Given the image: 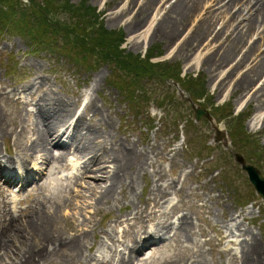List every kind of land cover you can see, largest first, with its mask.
I'll use <instances>...</instances> for the list:
<instances>
[{
    "label": "rangeland",
    "instance_id": "rangeland-1",
    "mask_svg": "<svg viewBox=\"0 0 264 264\" xmlns=\"http://www.w3.org/2000/svg\"><path fill=\"white\" fill-rule=\"evenodd\" d=\"M23 1L28 3V0ZM71 1L79 3L82 0ZM85 1L95 7L98 19L101 20L103 18L104 26L107 29L118 30L122 28L124 32L122 47H124L125 51L143 55L149 51L151 46L158 45L161 53L153 56L151 58L153 61L165 59L172 62L178 61L181 64L182 75L185 73L196 75L198 71L203 72L206 75V85L213 96L215 104L230 100L235 112L241 111L244 108L249 110V114L252 112L250 117L245 120V125L249 131L254 132L260 137V143L263 145L264 150V103L262 104L261 98L259 99L254 95L256 89L264 82V74L260 78L257 77L250 86L242 87L239 85L238 87L236 86L237 82L250 71V65L247 62V64L244 63L237 68L231 75L226 76L228 71L236 67L239 60L238 56L233 57L230 62L216 68L214 64L213 66L210 62L204 61L210 52L213 50L217 51L221 45L227 43L225 35L218 40H214L213 36L209 37V40L213 42L212 47L209 49L211 51L204 53L201 56L200 64L195 66L193 65L192 55L196 48L202 47V44L198 47L193 46L194 48H190L191 50L188 49V54L182 50H178V41L186 34V31L181 34L178 40H175V43L174 41L167 43V41L157 36L152 38L149 36L145 43L139 42L135 44L131 40L136 35L131 28H128L133 19H136L143 25L156 15L158 21L164 15L166 8L175 0L169 1L164 9H161V7L154 11L149 10L144 14L138 13L144 6L143 0L137 1L130 8L129 3L131 0ZM199 12L195 15L196 19H199L202 11ZM112 16L117 17V19H112ZM194 17L190 19L189 24L192 23ZM198 22L199 20L193 22L187 31V35L197 29ZM220 27L221 25H218L217 29ZM253 38L255 39V37ZM34 47L28 39L21 37L15 32L9 33L0 25V91L1 84L6 85L8 92L22 90L32 81V74L37 70L41 77L47 78L48 84L58 91L60 95L64 96L65 94L73 101H76L75 112L77 115L82 111L88 98L92 96L95 98L98 107L102 110L103 115L110 117L109 119L112 121L110 128L113 135L122 139L134 140L141 149H145L146 146L158 141L160 145L167 143L169 147H176L178 151L174 162L168 159L172 155L154 159V166L164 169L165 179L161 180L160 183L163 184L164 192L169 194L167 197L161 199V201L159 200L154 209L170 212L173 219L178 218L183 213H188L189 217L195 222L193 228V238L195 241L194 239L193 242L185 241L177 232L174 236L172 235L174 229H171V232H169L165 239L162 238V240H157L155 243L147 245L146 248H143L141 252L136 254L137 257L134 259V264H161L166 260L181 261V259H193L197 252L205 253L207 264H233L230 261V255H236L233 253L239 255L245 254L249 264H264V199L255 191L246 171L234 159L233 152L236 150L230 144V141L229 147H225L221 142L216 141L214 128L210 120L204 115L199 119L194 118L195 110L193 104L195 106L200 104L187 96L186 91L178 81L172 82L167 79L159 83V89H162L164 93L173 91L179 97L180 108L176 110V114L178 120L182 123L176 126L172 123L173 119L171 121L169 118L170 110H165L163 109L164 107L158 106L157 103L152 101L146 107L147 111L144 110L148 116L142 113L135 115L130 110L123 95L120 94L119 88L115 84L110 83V78L109 80L107 79L111 69L110 65L108 63L99 64V57L97 58L98 64L89 69L80 63L73 62L67 56ZM243 50H245L244 47ZM89 62L92 63V60ZM221 70L223 72L220 73ZM35 86H37V83L33 85V88H36ZM81 93L82 96L78 98L77 95ZM23 97L30 99L27 93H23ZM13 100L17 101L16 98ZM14 101L12 102V100L5 97L0 98V106H2V110L9 117L19 112L18 106ZM201 102L204 101L201 100ZM29 103L31 105L27 106V109L31 114L27 115L26 112H23L22 122L20 121L19 124L14 125L13 121L12 127V121L7 119L11 127L8 130L9 134H7L6 139H0L2 152H5V148L7 147L9 151H12H10L12 156H17L15 155L18 154L15 148L16 144L14 143L15 137L21 138L24 135L25 128L31 129L32 119L36 115L35 101L33 100V103ZM89 112L86 115L87 118H91L93 121L99 118L98 114H94L93 111ZM191 119L194 120V127H189V124L192 122ZM215 123L225 128L224 120L220 122L215 121ZM96 126L99 130L105 127L101 123H98ZM65 141L68 143L70 139ZM202 143L207 145V150L202 155L194 154L192 149ZM53 150L55 153L59 152L58 148L54 147ZM209 154L214 156L213 160L209 158L205 160L199 159L207 157ZM245 158L247 162H250L247 157ZM69 159L70 165L68 166H65L60 161L50 160L45 163L40 159L39 162L44 163V173L41 178L35 181V188L31 186L28 193L24 192L25 196L20 199L22 202L18 203L22 207L18 208V210L26 208L32 202V206H40L38 199H34L38 197L40 202L46 203L44 205L47 208H51L52 205L56 207L61 216L69 213L70 209L62 205L74 190L83 189L81 184H84L88 180V177H80L78 178V183L75 184L78 173L75 165L78 164L77 162L83 160L72 154H69ZM251 163L256 164L264 175V159L261 160V164ZM65 164L67 165V163ZM39 166H42V164H39ZM155 167L149 166V174L145 177H138L137 193L132 194L125 189V193L122 196L118 188L117 194L120 201L117 204L114 201H110L103 205L102 209L95 214L93 223L95 224L96 232H110L116 236V239L120 238V240L127 241L135 239L138 236V231L143 229V224L133 219L130 211L133 209L135 203L143 207L147 205L144 199L149 198V189L151 188L150 175ZM170 183H173L175 187H171ZM181 190H183L182 194H180ZM8 191L9 187H7ZM12 192H14L13 189ZM22 195L18 194V196ZM30 197L31 199L33 198L32 202ZM218 197L220 199L218 202H215V199ZM244 198H249L250 202L245 205L240 203L239 200ZM11 199L12 196L8 198L0 196V208L4 205V201H7L11 205ZM203 204H205V207H203ZM152 205L154 204L152 203L149 206L151 210ZM118 217H121L123 221L121 224L116 223ZM226 218L232 221L233 218H236L242 229H247L257 237L258 244L257 247L252 248L253 254L251 253V249L249 250L245 247L247 243L244 240L239 245L237 240L233 239L237 238L236 236L226 237L222 240L219 247L209 240L212 238L214 241H217L222 235H228L223 222ZM152 222L157 224L158 221ZM145 223L148 227L151 226L149 217H146ZM61 225L63 223L59 224V226ZM125 229L128 230L124 232L123 230ZM104 233H102V239L108 245L113 246L111 239L106 237ZM87 241V245L96 242L93 233H89ZM117 245L119 250L126 247L124 241H117ZM226 248L229 249L230 254L228 251L225 252ZM86 253L89 255L93 254L92 251L88 250ZM41 262L40 264L47 263L46 261ZM55 263L56 261L51 262V264Z\"/></svg>",
    "mask_w": 264,
    "mask_h": 264
},
{
    "label": "bare ground",
    "instance_id": "bare-ground-1",
    "mask_svg": "<svg viewBox=\"0 0 264 264\" xmlns=\"http://www.w3.org/2000/svg\"><path fill=\"white\" fill-rule=\"evenodd\" d=\"M137 1L140 2L131 0L129 8ZM169 1L171 0H143L144 6L138 13L144 14L161 7L164 9ZM198 11L202 12L199 19H196ZM193 17L192 23L189 24ZM111 18L117 19L114 16ZM198 20L197 29L187 35L193 22ZM218 25H221L219 29ZM128 28L136 34L131 39L135 44L147 42L149 36L151 38L157 36L167 43L173 41L175 43V40L186 31L178 41V50L187 53L188 49L202 44V47L196 48L192 55L195 66L200 64L204 53L211 51L209 49L213 42L209 37L213 36L214 40H218L225 35L227 43L221 45L217 51L210 52L204 61L214 64L216 68L238 56L236 67L228 71L226 76L247 62L250 71L237 82L238 87L250 86L257 77L260 78L264 74V0H175L158 21L156 15L143 25L133 19ZM32 75L31 82L34 83L29 82L22 90L8 92L6 85L1 84L0 98L5 97L12 102L16 98L17 101L14 102L19 112L9 117L0 106V139H6L9 128L13 127V121L14 125L22 122L23 112L31 114L27 106L31 105L29 102L33 103V100L36 115L32 119L31 129L25 128L21 138L15 137L17 156H12V151L10 152L7 147L3 153L0 145V196L7 198L12 196L11 205L4 201L0 208V264H40L41 261H46V264L54 261L55 264H134L136 254L147 245L155 243L156 238L165 239L171 229H174L172 235L175 236L177 232L183 240L193 242L195 222L188 213L173 219L170 212L154 209L159 200L169 195L164 192L163 184L160 183L165 179L164 169L156 168L154 159L172 155L168 159L174 162L178 153L176 147H169L167 143L160 145L156 141L141 149L134 140L118 138L113 135L110 128L112 125L110 117L103 115L94 97L88 98L82 111L77 115L75 100L65 94L60 95L37 70ZM36 83V88H33ZM23 93L29 94L30 99L23 97ZM254 95L261 98L262 104L264 103V82L256 89ZM77 96L80 98L82 93ZM89 111L98 114L99 118L94 121L87 118ZM7 119L12 121L11 126ZM98 123L105 127L99 130L96 126ZM67 139H70L68 143L65 141ZM54 147L59 149L58 153L54 152ZM69 154L83 160L75 165L78 172L75 184L78 183V178L88 177V180L81 184L83 189L74 190L62 205L70 209V212L61 216L56 207L52 205L51 208H47L44 205L46 203L40 202L38 197L34 199H38L40 206H32L33 198L30 197L32 203L18 210L16 198L7 192L9 183L17 182L20 184V192L28 193L29 187L35 188V181L44 173L43 164L39 166L36 160L42 159L45 163L50 160L60 161L68 166ZM149 166L155 168L150 175L149 198L144 199L147 205L143 207L135 203L130 211L133 219L143 224L144 230L138 231V236L129 241L116 239L110 232H96L93 223L95 214L110 201L116 204L120 201L118 188L122 196L125 189L132 194L137 193V179L139 176L145 177L149 174ZM170 185L175 187L173 183ZM182 192L183 190L180 194ZM219 199L216 198L215 202ZM152 203L154 205L151 206V210L149 206ZM146 217L151 221L149 227L145 223ZM152 221L158 222L156 224ZM122 222L121 217L116 219L117 224ZM223 222L228 235H222L217 241L212 238L209 240L219 247L226 237L236 236L237 238L233 239L237 240L239 245L244 240L247 243L245 247L251 249L253 254L252 248L258 244L257 237L247 229H242L236 218H233V221L226 218ZM60 223L63 225L59 226ZM89 233H93L96 242L87 245ZM102 233L111 239L113 246L102 239ZM117 241H124L126 247L119 250ZM87 250L93 254H87ZM228 250L226 248L225 252ZM233 254H236L230 255L233 264H249L245 254ZM161 264H207V258L205 253L197 252L193 259L166 260Z\"/></svg>",
    "mask_w": 264,
    "mask_h": 264
},
{
    "label": "trees",
    "instance_id": "trees-1",
    "mask_svg": "<svg viewBox=\"0 0 264 264\" xmlns=\"http://www.w3.org/2000/svg\"><path fill=\"white\" fill-rule=\"evenodd\" d=\"M0 25L9 33L15 32L28 39L36 49L67 56L89 69L98 64L99 57V64L110 65L107 79L110 78V83L119 88L135 115L142 113L148 116L144 110L147 111L146 107L152 101L170 110V120L173 119L172 123L179 126L182 123L176 114L180 108L179 97L173 91L164 93L159 89V83L167 79L178 81L188 97L209 107L217 121H225L231 145L236 151L243 153L250 162L261 164L264 159L260 137L245 125L252 112L249 114L246 108L235 112L230 100L215 104L203 72L182 75L178 61H153L151 58L161 53L158 45L151 46L143 55L125 51L122 47V28L107 29L103 18L98 19L95 7L85 0L79 3L71 0H28V3L23 0H0ZM91 60L92 63L89 62ZM191 121L189 127H194V120ZM192 150L194 154L202 155L207 145L198 144ZM205 158L213 160L214 156L209 154L199 159ZM239 201L243 205L250 202L249 198Z\"/></svg>",
    "mask_w": 264,
    "mask_h": 264
},
{
    "label": "water",
    "instance_id": "water-1",
    "mask_svg": "<svg viewBox=\"0 0 264 264\" xmlns=\"http://www.w3.org/2000/svg\"><path fill=\"white\" fill-rule=\"evenodd\" d=\"M195 110V117L199 119L202 115L206 116L209 120H212L213 117L208 109L202 106H195L193 104ZM216 132V140L219 141L224 137L223 143L227 145V136L226 131L219 128L216 124H213ZM235 160L241 165V167L246 171L248 178L253 185L256 192L264 198V175L261 173V170L254 164L247 163L244 156L240 152L234 153Z\"/></svg>",
    "mask_w": 264,
    "mask_h": 264
}]
</instances>
